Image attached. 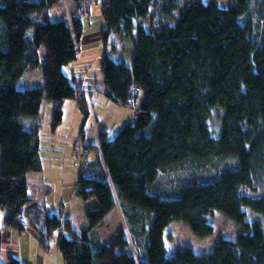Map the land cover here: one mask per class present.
I'll use <instances>...</instances> for the list:
<instances>
[{"label":"trees","instance_id":"1","mask_svg":"<svg viewBox=\"0 0 264 264\" xmlns=\"http://www.w3.org/2000/svg\"><path fill=\"white\" fill-rule=\"evenodd\" d=\"M74 1L79 10L67 22L49 15L59 0H0V208L9 227L22 231L29 221L40 245L62 219L47 214L40 224L41 209L28 195L26 174L42 168L40 136L21 117L37 115L50 101L59 123L60 105L71 98L82 115L89 112L82 78L63 70L76 59L83 33V2ZM224 1H102L104 43L120 25L128 34L136 29L130 62L102 57L103 95L121 105L143 97L117 134L99 132L96 155L79 168L76 193L95 198L97 207L84 213L80 231L66 219L67 233L58 239L65 264H264L262 221L248 220V210L264 213V196L244 192L264 180V0ZM164 6L179 8L174 23L148 29L135 23L151 7ZM13 31L21 39L15 41ZM41 46L43 84L20 87L26 70L40 63ZM215 105L225 112L216 136L208 124ZM173 171L175 184L164 180ZM116 199L129 235L121 230L104 241L96 226L117 207ZM215 210L237 224L234 237L221 236L209 251L188 245L167 252L168 224L179 220L194 235L208 236ZM133 240L143 254L132 252ZM0 264L20 262L12 254Z\"/></svg>","mask_w":264,"mask_h":264},{"label":"rangeland","instance_id":"2","mask_svg":"<svg viewBox=\"0 0 264 264\" xmlns=\"http://www.w3.org/2000/svg\"><path fill=\"white\" fill-rule=\"evenodd\" d=\"M102 1L103 0H82L83 4L80 12L81 18L83 17V24L87 27L88 21H91L92 30H98L97 33L99 36V43H94V47H100V62L105 51H108L111 54V62H113V60L129 61L134 53L133 38L136 29L134 28L133 32L128 34L127 31L122 29L120 25V31L116 32L112 30L106 40L107 42L104 43V41H102V29L106 24L101 18ZM180 1L181 3H186L189 0ZM220 4L226 5V2L221 0ZM165 8L166 6H164V9L160 11L151 7L148 14L143 18L136 19L135 23H140V25L146 29L149 27H155L161 23H174L177 20L179 8L172 9L171 11H166L167 9ZM78 10L79 9L76 8L74 0H59L55 6L49 8V15L53 19L62 18L68 22L73 14L78 13ZM96 16H98L99 19ZM94 27H96V29H94ZM13 34V39H15V41H17L19 37L21 39V35L15 33L14 31ZM39 52L41 55L40 63L37 67L26 70L19 81V86L32 87L43 84L44 77L42 76L41 66L43 64V46L39 47ZM117 56L119 57L117 58ZM83 63H87L89 65L88 56H86ZM75 67L76 66L71 64L70 61V63L64 65L63 70L65 74L69 76L72 72L78 74L77 72H74ZM83 70L84 68L81 71ZM97 70H99L100 74H102L100 65H92L91 76L94 77V73ZM88 77L90 76H83L85 79L84 84L85 81L87 83L89 80ZM93 77L92 80H94ZM99 87V85L96 86V90L91 96L89 95V92L86 91L87 93H85L86 102L89 108V112L86 116L82 115L80 108H78L75 104V99L71 98L65 99L60 105V109H62L61 121L59 122L60 124L57 120H55L54 108L56 105L50 101H43L37 115L21 117V122H23L24 127L29 129L37 126L40 136L39 154L41 156L42 168L40 171H30L26 174V176H28V195L31 198L36 199L35 202L37 207L41 209L39 219L41 220L40 224H44V217L47 214L56 213L62 219L61 225L56 227L51 234L48 235V243L45 245H40V242H38L37 231H35V228L28 225L29 221H26V226L22 229V231H18L12 226L8 227L6 224L10 234L6 232L4 241L6 244L18 250L19 254L22 256L23 263L25 261H29V264H65V262H63L61 252H59L58 239L60 235L67 233V230L64 229L66 219L71 218L73 229L80 231L87 225V219L85 218L84 213L88 209L97 207L95 198H88L87 200H84L76 193V182L80 176L79 168L84 162L81 151L84 146L88 147L90 153L87 154V159L93 158L97 153L99 132L106 130L107 137H113L117 134L124 124L133 119L134 111L138 108L143 97V94H139L136 102L121 105L116 102H112L104 96L102 94L104 87L102 86L100 89L101 91L98 90ZM210 113L208 124L212 135L216 136L222 127L225 112L220 105H215L211 109ZM225 163L228 165L233 163V161L228 159ZM176 174L177 173L175 171L172 173H166L167 178L164 177V180L174 179L173 183L175 184L177 180L175 179ZM169 187L170 184H167L166 189ZM255 188L257 189L252 190L250 188H246L244 192L250 196L263 197L264 180L258 183ZM115 190L116 189L113 188V191ZM167 190L170 192L169 189ZM116 200L117 207L110 211L112 213H109V220L104 224L96 226L97 233L99 234V232H102V239L107 241H109L113 234H117L121 230H125V234H129V230L124 227L125 224L129 223L126 219L125 221L122 220V216H120L119 212L120 205L118 204V199ZM35 202L33 204H35ZM27 211H29V208ZM114 214L116 215L114 216ZM248 215V220L258 218L262 221L264 227V213L261 214L248 210ZM106 216H108V214ZM0 217H2L5 221V212H3L2 209H0ZM25 218L29 219L28 212ZM116 219H119V222L115 227H113L111 223L114 224L113 221ZM208 221L214 225V230L209 233L208 236L194 235L190 226L179 220L168 224L163 233L167 252L171 253L178 246L188 245L193 246L196 252L209 251L213 247V244L221 236L231 238L234 237L239 230L237 224L232 219L226 217L221 211H212V213L208 216ZM149 224V220L144 222V225L147 227H149ZM116 230L117 232H115ZM131 248L134 254H143L144 252L142 244H138L136 248L131 245Z\"/></svg>","mask_w":264,"mask_h":264},{"label":"crops","instance_id":"3","mask_svg":"<svg viewBox=\"0 0 264 264\" xmlns=\"http://www.w3.org/2000/svg\"><path fill=\"white\" fill-rule=\"evenodd\" d=\"M184 2V1H183ZM98 17V16H96ZM83 18V17H82ZM81 18V20H82ZM102 18V17H101ZM99 19V17H98ZM88 26L86 27V25L82 24V35L80 36V39H79V46H78V50H77V56H76V59L71 61V64H74L76 67L74 69V72H77L78 74L76 73H71V75H77L79 76L80 78H82V86L84 87V92L87 93L89 92V95H93L94 91L96 90V86L99 85V91H101L100 89L102 88V86L105 88V86L103 85V75L100 74V71L97 70L95 71V76H91V68H92V65H95V64H98L101 66V62H100V58H99V50H100V47L97 46V47H94V43H99L98 40H99V36H98V30H92V23L91 21L89 22L88 21ZM99 24V23H98ZM97 24V25H98ZM101 24H102V19H101ZM97 27V26H96ZM96 27H94V29H96ZM103 27V25H102ZM101 27V28H102ZM101 30V29H100ZM107 50V49H106ZM105 51V50H104ZM104 55H106V57L110 60V53L108 51H105ZM86 56L89 57V65L87 63H83L84 59L86 58ZM119 56H117L118 58ZM132 57V56H131ZM116 58V57H114ZM131 59L127 62H130ZM88 65V66H87ZM87 66V67H86ZM84 68L83 71H81L82 69ZM99 73V74H98ZM85 75L86 76H90L88 77V80L87 83L85 81V84H84V78L83 76ZM102 75V76H101ZM101 76V77H100ZM92 77L94 78V80H92ZM20 81V80H19ZM19 81H18V84H19ZM22 87V86H20ZM25 87V86H23ZM87 91V92H86ZM102 94H104V89H103V92ZM76 104V103H75ZM77 105V104H76ZM78 107V106H77ZM41 108V107H40ZM105 133H106V130H105ZM90 151V150H89ZM90 153V152H89ZM88 153V154H89ZM84 158V161L85 159H87V155L83 156ZM90 159V158H89ZM30 197V196H29ZM31 198V197H30ZM34 199V198H33ZM36 201V199H34V201L32 203H34ZM36 204V203H35ZM1 209V208H0ZM3 212H5L4 210H2ZM120 212V216H122V220L125 221V216H123L122 214V211L121 209L119 210ZM109 213H112V212H109ZM116 214H114L115 216ZM2 216V214H1ZM5 216H6V213H5ZM110 214H108V216H106L103 221L99 224H104L106 223L108 220H109V217ZM114 218V217H113ZM115 219V218H114ZM113 223H111V225L113 227H115L118 222H119V219H116L115 221H113ZM9 227V226H8ZM124 227H126L128 230H129V227L127 226V224L124 225ZM97 228V227H96ZM125 231V230H124ZM6 232H8V234H10L7 226H6V221L3 220L2 217H0V261L2 262H7V258L8 256L10 255H14L18 258L20 264H29L28 262L29 261H25L24 263L22 262V256L21 254H19L18 250L14 249L13 247H11L10 245L6 244L5 243V234ZM117 232V230L115 231ZM102 232H99V238L102 239V235H101ZM125 233V232H124ZM116 234V233H115ZM113 234L111 236V238L115 235ZM129 235V234H128ZM111 238L109 240H111ZM38 239H39V236H38ZM104 241H107L105 239H102ZM130 245H133L135 248H136V245L134 243V240L132 241V243ZM131 248V246H130ZM132 249V248H131Z\"/></svg>","mask_w":264,"mask_h":264},{"label":"built area","instance_id":"4","mask_svg":"<svg viewBox=\"0 0 264 264\" xmlns=\"http://www.w3.org/2000/svg\"><path fill=\"white\" fill-rule=\"evenodd\" d=\"M138 88H136V90H137ZM82 156H85L86 154H88L89 153V151H88V149L86 148V147H84V149H82Z\"/></svg>","mask_w":264,"mask_h":264},{"label":"clouds","instance_id":"5","mask_svg":"<svg viewBox=\"0 0 264 264\" xmlns=\"http://www.w3.org/2000/svg\"><path fill=\"white\" fill-rule=\"evenodd\" d=\"M84 147H86V146H84ZM84 149V148H83ZM88 151H89V149H88ZM90 152V151H89ZM87 155V154H86ZM83 157V156H82Z\"/></svg>","mask_w":264,"mask_h":264}]
</instances>
